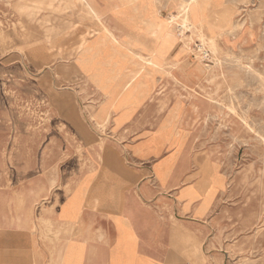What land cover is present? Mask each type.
<instances>
[{
	"label": "rangeland",
	"instance_id": "obj_1",
	"mask_svg": "<svg viewBox=\"0 0 264 264\" xmlns=\"http://www.w3.org/2000/svg\"><path fill=\"white\" fill-rule=\"evenodd\" d=\"M92 1L99 20L72 0H0V191L12 211L59 264L67 241L112 225L83 217L86 202L119 216L123 193L157 264H264V0H209L203 30L182 29L186 0ZM155 54L162 67L145 62ZM165 162L163 184L153 169ZM189 175L200 198L221 179L203 212L181 198Z\"/></svg>",
	"mask_w": 264,
	"mask_h": 264
},
{
	"label": "crops",
	"instance_id": "obj_2",
	"mask_svg": "<svg viewBox=\"0 0 264 264\" xmlns=\"http://www.w3.org/2000/svg\"><path fill=\"white\" fill-rule=\"evenodd\" d=\"M127 199L126 193H123L121 213L131 222L130 230L127 232L130 231L135 235L131 241V256L127 257L121 254L119 242L121 230L113 215L104 208L93 210L91 207H85L83 217L90 215L104 218L110 221L112 225L109 228L99 225L88 227L89 231L87 232L95 234L90 236L87 241H79L80 244L84 245L82 264H125L128 263L129 259H134L135 262L142 264H157L155 259L142 252L140 235L125 210L128 203ZM110 232H113V237L108 236ZM0 264H59L57 252H54L52 244L42 240L39 230L35 232L33 225L24 213L16 215L12 211L9 196L1 191Z\"/></svg>",
	"mask_w": 264,
	"mask_h": 264
},
{
	"label": "bare ground",
	"instance_id": "obj_3",
	"mask_svg": "<svg viewBox=\"0 0 264 264\" xmlns=\"http://www.w3.org/2000/svg\"><path fill=\"white\" fill-rule=\"evenodd\" d=\"M72 1H76V2H80V3H83L84 6L89 10L90 13L93 14V16L96 18V19H100V15L99 13L97 12L95 6H94V3L92 0H72ZM52 3V2H51ZM33 5L32 4H29L27 2H21L19 5H18V10L19 11H24V12H29V9L30 8H33L32 7ZM181 8L183 9V11L185 12V18H184V21H183V25H182V29L184 30V28L186 29H205L206 27V19H205V13L208 11V8H209V0H186V1H183L182 4H181ZM161 15V14H160ZM258 15V14H257ZM212 22V21H211ZM171 30V29H170ZM182 31V30H181ZM171 37H174L175 34H170ZM176 36V35H175ZM130 38V37H129ZM214 39V38H213ZM212 44H213V40L210 39L209 40ZM102 43L105 44V45H108L109 48H111L112 50H116L117 49V45L118 44V41H116L115 37L114 36H111V35H108L107 37L104 38V40H102ZM215 44V43H214ZM101 46H104L101 44ZM200 46V45H199ZM100 47V46H99ZM106 47V46H105ZM93 49L92 46H86L82 53H81V56H80V60L82 59L81 57L82 56H88V57H92V56H89L91 55L90 53V50ZM101 49H103L101 47ZM104 50V49H103ZM170 50H171V47H169L168 49L164 50L163 51V55H169L170 53ZM211 50V49H210ZM88 51V53H87ZM119 51V50H118ZM101 52V51H100ZM99 48L95 47V52L94 54H98L99 55ZM217 52V51H216ZM109 55V54H108ZM156 55V54H155ZM97 56V55H95ZM116 56V55H115ZM157 55L154 57H150L149 59H147L145 62L147 63L148 66H153V67H162L160 66V62L158 61V59H156ZM162 57V56H161ZM165 59H168L166 58V56H163ZM162 57V58H163ZM99 59V58H98ZM97 59V60H98ZM82 61L81 60V66H83L82 64ZM88 62V61H87ZM162 62V61H161ZM97 63V62H95ZM102 63H105V64H110L111 63V60H102ZM92 65H93V62H92ZM98 65H101V64H98ZM88 66V65H87ZM95 66V65H94ZM89 67V66H88ZM88 67H85V68H88ZM83 68V67H82ZM96 68H98L99 70V66H97L96 64ZM120 68V67H119ZM111 69V68H110ZM89 70V69H88ZM87 71V70H86ZM96 71V70H95ZM94 72V71H93ZM104 72V71H102ZM107 72V71H106ZM105 72V73H106ZM116 72V71H115ZM92 73V72H91ZM101 73V72H100ZM111 73V71H110ZM109 73V74H110ZM97 75V74H96ZM99 75V74H98ZM102 75V74H100ZM106 76L108 74H105ZM95 80L97 81V83H100L99 81V78L95 77ZM101 78V76H100ZM108 78V77H107ZM106 78V79H107ZM102 79V78H101ZM105 79V77H104ZM106 80H104L105 82ZM102 85V84H101ZM178 111V107L176 108V110H174V113ZM173 113V117L176 116V114ZM167 142V141H166ZM140 153L144 154L145 152V149L144 148H140L138 149ZM155 151V150H154ZM147 153H152V151H147ZM155 155H158L159 151L157 152H153ZM167 163H160L159 165H157L154 169H153V174L156 178H158L159 181H161L163 184L168 180L169 176H170V171H171V168L170 166L167 167ZM108 174V173H107ZM101 176V175H100ZM102 178V177H100ZM191 175L187 176L186 178H184L182 181L185 183V184H188L186 183L187 181L191 180ZM102 182V181H101ZM96 183V182H95ZM80 184V183H79ZM89 184V183H88ZM87 184V185H88ZM221 185V179L220 177L217 178V182H216V185L214 186V188L212 189V192H208V194L206 196H204L203 198H200L199 196H192L191 195V192H193L192 189V183L188 184L181 192V198L185 199L187 204H197L200 206V210L201 212L205 211L210 202H211V199H212V196H213V192L214 190L216 189V186H219ZM91 186V185H90ZM89 187V186H87ZM108 187V186H107ZM107 187L105 189H107ZM88 189V188H87ZM104 189V188H103ZM104 189V190H105ZM76 190V189H75ZM75 192V191H74ZM98 192V191H97ZM102 192V190H101ZM94 193V192H93ZM99 193V192H98ZM189 193V194H188ZM88 194V192H87ZM100 194V193H99ZM118 195V194H117ZM73 196H74V193H73ZM96 196V195H95ZM87 197V196H86ZM94 197V196H93ZM97 197V196H96ZM102 197V196H101ZM71 199V198H70ZM86 200V199H85ZM90 200V199H89ZM68 201V200H67ZM96 202V200H95ZM113 201H111L112 203ZM115 202H113L114 204ZM66 204H63L62 206H64ZM85 207H93V208H97V207H100V204H96V205H91V201H87L86 204L84 205ZM83 206V207H84ZM84 207V208H85ZM115 207V206H114ZM118 207V206H117ZM116 209V208H114ZM83 211V209H81ZM118 210V209H117ZM77 211H78V205H76L73 209H72V212L70 214H72L73 216H75L77 214ZM106 211H108L111 215H113L119 229L121 230V237L119 239V242H120V246H121V254L123 256H131V241H132V238H135V235L133 233H131L130 231L127 232V230H130V226H131V222L129 221V219L127 217H124L123 214L121 213L122 211V200H121V209H120V215L118 216L115 211L112 209V208H109L107 209ZM69 222L71 223H77L75 222L76 219L75 217L74 218H70L68 219ZM84 245L80 244L79 241H76V240H69L66 242V244L64 245V247L61 249L60 251V258L61 260H63L65 263L67 264H82L83 262V253H84V248H83ZM199 251H197L198 253ZM204 254V253H203ZM202 255V253H201ZM206 255L204 254V257ZM193 257V256H192ZM194 258V257H193ZM206 259V258H204ZM191 261V260H190ZM206 261V260H205ZM137 262H135L134 259H129L128 263H125V264H136ZM204 263V262H203ZM202 263V264H203ZM206 263V262H205Z\"/></svg>",
	"mask_w": 264,
	"mask_h": 264
}]
</instances>
